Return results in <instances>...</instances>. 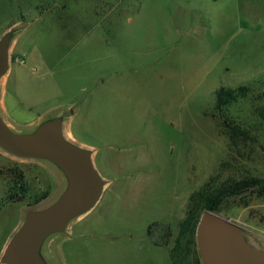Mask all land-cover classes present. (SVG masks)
I'll use <instances>...</instances> for the list:
<instances>
[{"label":"rangeland","instance_id":"obj_1","mask_svg":"<svg viewBox=\"0 0 264 264\" xmlns=\"http://www.w3.org/2000/svg\"><path fill=\"white\" fill-rule=\"evenodd\" d=\"M14 26L7 119L25 131L70 112L73 136L96 150L109 182L97 205L52 241L58 264H173L194 191L212 176L264 179V0H0V36ZM221 86L251 89L226 110L249 132L240 153L213 117ZM8 163L0 256L25 209L59 190L48 164L0 151V165ZM10 167L24 173L28 191L5 202ZM220 213L264 246V196H231ZM154 222L170 225L167 245L153 241L159 228L150 236ZM188 250L181 263L198 264L195 247Z\"/></svg>","mask_w":264,"mask_h":264},{"label":"water","instance_id":"obj_2","mask_svg":"<svg viewBox=\"0 0 264 264\" xmlns=\"http://www.w3.org/2000/svg\"><path fill=\"white\" fill-rule=\"evenodd\" d=\"M20 26L0 36V92L11 68V55ZM68 111H55L21 131L0 108V151L17 159L48 164L57 174L59 190L46 203L27 207L7 241L2 264H58L52 241L100 201L108 180L95 164V149L69 134ZM249 231L228 216L205 210L196 228L203 264H264V246L251 241Z\"/></svg>","mask_w":264,"mask_h":264},{"label":"trees","instance_id":"obj_3","mask_svg":"<svg viewBox=\"0 0 264 264\" xmlns=\"http://www.w3.org/2000/svg\"><path fill=\"white\" fill-rule=\"evenodd\" d=\"M251 92L250 87L240 86L236 88L221 86L216 90V103L213 117L219 121L223 130L228 134L230 139L231 150H237L240 153L241 141L248 139L249 132L236 124L226 114V110L237 103L240 99L246 98ZM219 118V119H217ZM11 179L6 186L5 202L22 200L28 191V182L24 173L18 168L9 170ZM3 175V169L1 170ZM244 192L255 193L258 196H264V179L259 177H245L235 179L229 177L218 183L217 176H212L202 187L194 191L189 198L186 217L180 222V232L177 237L176 246L170 250V258L176 262H183L190 253L188 248L195 247L196 261L202 262L196 242V228L199 219L205 210H214L220 212L224 202L231 196L243 194ZM47 190L38 196L34 207L40 204L49 196ZM159 228L162 233V239L153 238L154 243L167 245L171 236V227L169 224L154 222L149 226V234L152 236V229ZM188 247V248H187ZM182 264V263H181Z\"/></svg>","mask_w":264,"mask_h":264},{"label":"crops","instance_id":"obj_4","mask_svg":"<svg viewBox=\"0 0 264 264\" xmlns=\"http://www.w3.org/2000/svg\"><path fill=\"white\" fill-rule=\"evenodd\" d=\"M12 66V65H11ZM11 70V68H10ZM9 75H10V71L7 75V77L5 78L4 82H3V85H2V88H1V92H0V108L1 110L4 112L5 115H7L9 112H8V107H7V103H6V98H7V84H8V79H9ZM69 134L70 136L74 139L75 137L73 136L72 134V131H71V122L69 123ZM91 147V146H90ZM95 155H96V150H95ZM10 163L4 165V164H1L0 165V170L2 169V166H8ZM1 174V172H0ZM2 176V174H1ZM3 177V176H2Z\"/></svg>","mask_w":264,"mask_h":264},{"label":"flooded vegetation","instance_id":"obj_5","mask_svg":"<svg viewBox=\"0 0 264 264\" xmlns=\"http://www.w3.org/2000/svg\"><path fill=\"white\" fill-rule=\"evenodd\" d=\"M9 169L11 170L12 167H10ZM1 170H2V169H1ZM1 170H0V172H1ZM248 235H249V237H250V239H251L252 242L258 244V243L255 241V239L252 237V235L250 234V232H249ZM196 242H197V241H196ZM258 245H260V244H258ZM261 246H263V245H261ZM197 248H198V245H197ZM172 263H173V264H177L176 262H172ZM198 264H203V263H202V262H201V263L199 262Z\"/></svg>","mask_w":264,"mask_h":264},{"label":"built area","instance_id":"obj_6","mask_svg":"<svg viewBox=\"0 0 264 264\" xmlns=\"http://www.w3.org/2000/svg\"><path fill=\"white\" fill-rule=\"evenodd\" d=\"M18 57H19V56L16 57V61H17L18 59H20V58H18Z\"/></svg>","mask_w":264,"mask_h":264}]
</instances>
